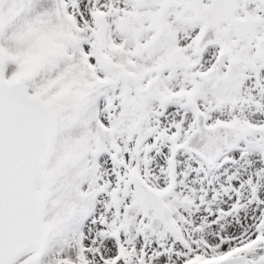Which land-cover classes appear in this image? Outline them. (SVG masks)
Segmentation results:
<instances>
[{
    "label": "snow or ice",
    "instance_id": "6c2138e0",
    "mask_svg": "<svg viewBox=\"0 0 264 264\" xmlns=\"http://www.w3.org/2000/svg\"><path fill=\"white\" fill-rule=\"evenodd\" d=\"M0 264H264V0H0Z\"/></svg>",
    "mask_w": 264,
    "mask_h": 264
}]
</instances>
